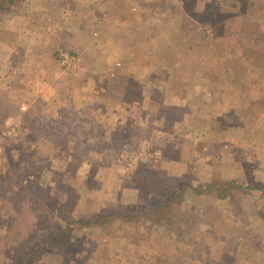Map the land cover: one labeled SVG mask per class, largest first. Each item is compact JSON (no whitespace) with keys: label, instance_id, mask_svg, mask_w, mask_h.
<instances>
[{"label":"rangeland","instance_id":"rangeland-1","mask_svg":"<svg viewBox=\"0 0 264 264\" xmlns=\"http://www.w3.org/2000/svg\"><path fill=\"white\" fill-rule=\"evenodd\" d=\"M43 1L0 41L40 50ZM140 7V45L0 66V264H264V0Z\"/></svg>","mask_w":264,"mask_h":264},{"label":"crops","instance_id":"crops-1","mask_svg":"<svg viewBox=\"0 0 264 264\" xmlns=\"http://www.w3.org/2000/svg\"><path fill=\"white\" fill-rule=\"evenodd\" d=\"M138 6H141V0H45L40 3V7L35 12L38 16L36 20H38L39 26L46 24L48 29L45 31H48V37H51H43L46 34L38 29L37 24L32 25L33 31L30 32L42 40L38 42L41 45L39 47H42L40 50H33L34 46L29 47L27 41L26 49L24 46L20 49L23 44L19 42L7 44L8 42L0 41L2 46L0 66L8 71L9 68L17 64L19 67L25 68L27 74L31 71L37 72L38 64L41 68L42 63L48 62L42 56H44L49 45L55 47L70 46L76 50H78L77 45L82 46L84 44L87 46L102 45L103 47L140 45V28H137L129 14L134 9L135 11L139 9L140 12L142 7L136 8ZM63 36H68L69 39L67 40L69 41L63 40ZM46 40L49 41L47 45H45ZM17 52L26 57L24 58L26 59L25 67L20 64L21 60H13L12 57L18 54ZM246 92L249 94L251 90L247 89ZM217 97L219 96L217 95ZM206 102L211 105L209 100L206 99ZM239 102L240 99H237L238 105ZM246 109L250 111L248 107ZM252 112L254 111L252 110Z\"/></svg>","mask_w":264,"mask_h":264},{"label":"built area","instance_id":"built-area-1","mask_svg":"<svg viewBox=\"0 0 264 264\" xmlns=\"http://www.w3.org/2000/svg\"><path fill=\"white\" fill-rule=\"evenodd\" d=\"M58 58L63 67H72L75 64V59L66 52H59Z\"/></svg>","mask_w":264,"mask_h":264},{"label":"trees","instance_id":"trees-1","mask_svg":"<svg viewBox=\"0 0 264 264\" xmlns=\"http://www.w3.org/2000/svg\"><path fill=\"white\" fill-rule=\"evenodd\" d=\"M216 194H217V198L218 199H225L224 198V193H222V190H219V189H216ZM234 205V204H233ZM236 207V206H235ZM236 209H237V207H236ZM151 210H154V211H156V212H159V213H161L162 212V207H161V205H157V206H151ZM189 212H187L186 213V215L189 217V214H188ZM50 242V241H49ZM49 242H45V243H49Z\"/></svg>","mask_w":264,"mask_h":264}]
</instances>
